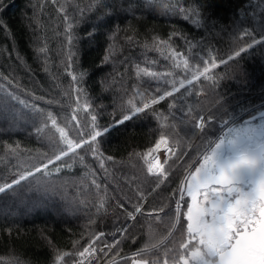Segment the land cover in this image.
I'll return each mask as SVG.
<instances>
[{
	"label": "trees",
	"instance_id": "obj_1",
	"mask_svg": "<svg viewBox=\"0 0 264 264\" xmlns=\"http://www.w3.org/2000/svg\"><path fill=\"white\" fill-rule=\"evenodd\" d=\"M92 2L56 0L54 4L51 0H0V20L7 25V29H0V180L10 179V172L15 170L12 166L17 164L14 158L3 156L8 144L21 146L23 155L19 164L22 169L38 163L44 153L51 154L46 139V134H51V124L49 122L48 128H43L39 135L35 133V126L41 124L44 116L32 110L33 104L42 113H53L59 126H64L75 108L72 99L75 93L71 91L70 77L65 71L67 21L58 11L60 6L70 19L76 20L73 31L79 38L75 49L78 58L72 64V70L87 71L84 88L93 101L104 105L106 111L101 123L107 125L112 121L109 113L115 109L119 114L120 98L130 93V84L133 83V90L136 87L137 65L150 71L173 72L177 80L183 78L182 69L172 68L170 59L153 50V38L167 39L173 30L182 33L198 45L195 56L199 63L198 58L209 52L218 58L225 56L237 34L245 29L257 36L264 30V0H214V13L220 27L211 31L162 15L159 8L149 13L139 7L140 0H130L137 5L135 15L129 14L127 18L121 15L116 20L118 33L110 36L113 21L107 19L101 21L100 27H95L100 23L96 19L97 13L87 11ZM88 31H93L94 37L89 38ZM172 43L181 51L186 47L179 37H174ZM109 45L113 49L111 62L100 67L99 62L108 54ZM41 47L45 49L44 53L39 52ZM213 72L217 73L214 86L212 81L201 77V81L190 88L192 95L185 94L182 99L216 114L214 132L220 128L221 118L231 116L234 121L241 117L239 122L264 108L258 107L264 104V46H255L240 58L239 66L234 63L221 65ZM105 85L107 90L102 91ZM9 93L19 99H11ZM19 100L25 101L27 107ZM83 102L82 97L80 103ZM155 107L168 114L167 101ZM78 115L83 121L84 112L80 111ZM179 119L177 113V121ZM190 128V125L178 124L176 130L186 140L184 134ZM159 131L157 121L151 117L112 128L100 143L101 150L114 157V163L109 162L106 178L100 172L93 173L98 166L88 156V168L73 163L71 168L50 175L51 184L57 187L54 194L42 195L34 190V185L25 184L18 186L17 192L0 195V264H52L53 248L72 252L86 246L89 237L101 230L108 233L110 241L113 214L109 212L104 216L98 212L99 203L103 199L107 208L117 194L113 189L119 192L122 188L121 181L148 190L152 178L145 179L146 166L142 157L154 147ZM201 144L198 136L192 138L194 148ZM196 155L194 150L189 151L183 160L195 167L198 163ZM93 175L103 191L92 184ZM182 179V170L173 167L167 181L161 182L147 196L146 210L162 205L164 211L154 212L151 216L146 211L144 216H138L135 227L129 230L136 242H121L117 255L128 258L115 264H130L131 256L145 244H159L160 250L156 253H162L166 247L162 242L175 227L170 215L175 207V197L171 193ZM41 199L47 202L45 207L35 210L27 207ZM119 222L123 223V218ZM65 259L71 264V257Z\"/></svg>",
	"mask_w": 264,
	"mask_h": 264
},
{
	"label": "snow or ice",
	"instance_id": "obj_2",
	"mask_svg": "<svg viewBox=\"0 0 264 264\" xmlns=\"http://www.w3.org/2000/svg\"><path fill=\"white\" fill-rule=\"evenodd\" d=\"M51 2L55 4L56 0ZM136 7L130 0H93L87 11L97 13L98 22L111 19L113 31L109 35L114 36L119 31L116 20L121 15L125 18L129 14L135 15ZM139 7L149 13H154L159 8L162 15L192 23L198 29L211 31L220 27L214 13V0H140ZM58 11L62 14V19L67 21L65 33L68 54L65 71L70 77L71 91L75 93L72 97L75 108L65 120L64 126H59L53 113H42L35 104L32 105V110L37 115L44 116L41 124L35 126V133L39 135L43 128H48L49 122L51 124V134H46L51 154L44 153L38 163L22 169L19 164L23 155L21 146L8 144L3 156L5 159L14 158L17 164L12 166L15 170L10 172V179L0 180V195L17 192L18 186L25 184L34 185V190L42 195L54 194L57 187L51 184L50 175L71 168L73 163L88 168V156L91 157L92 163L98 166L92 170L93 173L100 172L106 178L109 162L114 163V157L105 154L100 148V143L101 138L112 128L151 117L157 121L161 131L154 147H150L142 157L143 165L146 166L145 179L152 178L148 190L144 191L138 185L133 186L127 181H121L120 191L113 189L117 194L112 203L107 208L103 199L99 203L98 212H102L104 216L109 212L113 214L111 240L107 239L108 233L101 230L89 237L86 246L75 248L72 252L53 248L52 264H69L66 257L72 258L71 264H115L111 261V256L118 254L121 242H136L129 230L135 227L138 216H144L146 211L149 216L154 212L164 211L162 205L158 209L149 210H146L144 205L147 203V196L158 188L161 182L167 181L173 167H178L183 174V179L171 193L175 197V207L170 213L173 227L180 225V238L171 249H165L163 255H156L160 250L159 244L143 245L134 254L131 264H264V124L257 128L248 121L246 126L233 127L229 116L228 119L221 118L220 128L214 132L216 114L205 112L195 103L187 104L182 99L185 94L192 95L190 88H194L195 82L201 81V77L212 81L214 86L217 73L213 72V69L221 65L231 66L233 63L239 66L240 58L255 46H264V30L257 36L245 29L237 34L225 56L218 58L209 52L206 56L198 58L199 63L196 62L195 56L198 45L182 33L173 30L167 39L153 38V50L170 59L172 68L182 69L183 78L177 80L173 72L160 73L147 68L140 69L137 65V76L143 73L150 77L151 81H138L130 95L126 93L122 96L118 105L119 114H116L115 109L109 113L112 121L107 125L101 123L106 111L104 105L93 101L84 88L87 71L72 70V64L78 58L75 49L79 38L73 31L76 20L69 18L63 6H60ZM100 26L101 23H98L95 27ZM0 29H7L2 20ZM94 35L93 31L87 32L89 38ZM174 37L184 41L186 47L183 51L173 45ZM129 39L131 40V37ZM39 52L44 53L45 49L41 47ZM189 53L193 55L190 56ZM112 55L113 49L109 45L108 54L101 58L99 66L110 63ZM161 76L172 78L158 79ZM101 83L104 84L103 81ZM182 89L184 91H181ZM104 90H107L106 85L102 88V91ZM8 95L11 99H19L12 93ZM82 97L83 104L80 103ZM162 101H167V115L155 107ZM19 103L27 107L25 101L19 100ZM80 111L85 114L83 121L78 115ZM177 113L180 114L178 121ZM260 119L264 120V114ZM178 124L191 126L190 131L184 134L186 140L176 130ZM197 136L202 144L199 148H194L192 138ZM162 147L166 154L163 164L154 155ZM193 150L197 153L195 161H198L195 167L183 160V157ZM169 160L171 164H168ZM249 175L254 177L250 184L246 180ZM92 184L97 189L104 190L97 183L95 175ZM124 188L128 191L124 192ZM185 197L188 198L186 211L182 203ZM46 205L47 202L41 199L27 207L35 210ZM181 215L186 221L185 224L180 223ZM121 218L123 223L119 222Z\"/></svg>",
	"mask_w": 264,
	"mask_h": 264
},
{
	"label": "flooded vegetation",
	"instance_id": "obj_3",
	"mask_svg": "<svg viewBox=\"0 0 264 264\" xmlns=\"http://www.w3.org/2000/svg\"><path fill=\"white\" fill-rule=\"evenodd\" d=\"M262 114H264V110H262L258 115L254 116V117H251L249 120L244 121L241 124L237 125L236 127L246 126V122L251 121L252 122V126L258 128L261 124H264V120L260 119ZM253 178L254 177L249 175L248 177H246V180L250 184ZM245 186H247V184ZM182 203L184 204V210L186 211L188 198L185 197V201L182 202ZM180 223L181 224H185L186 223V221L183 218V215H181ZM179 229H180V225H176L175 228L172 230L171 234L162 242V244H166V247L162 250V253L160 255H163V251L165 249L171 248L177 242V240L180 238L179 237ZM156 255H158V254L156 253ZM136 258H138V257H136Z\"/></svg>",
	"mask_w": 264,
	"mask_h": 264
},
{
	"label": "bare ground",
	"instance_id": "obj_4",
	"mask_svg": "<svg viewBox=\"0 0 264 264\" xmlns=\"http://www.w3.org/2000/svg\"><path fill=\"white\" fill-rule=\"evenodd\" d=\"M263 106H264V104L259 105L258 107H263ZM262 110H264V108L261 109V110H259V111H258L257 113H255L254 115H250L249 117H247V118H245V119H243V120H241V121H239V122H237V121H238L241 117L237 118L236 120H234V121L232 122L231 126L236 127L237 125L241 124L242 122L249 120L251 117H254V116L258 115ZM244 115H245V114H244ZM242 116H243V115H242ZM236 122H237V123H236ZM224 130L226 131V129H224ZM160 156L166 159V154H165V152H161V153H160ZM193 167H194V166H193Z\"/></svg>",
	"mask_w": 264,
	"mask_h": 264
},
{
	"label": "rangeland",
	"instance_id": "obj_5",
	"mask_svg": "<svg viewBox=\"0 0 264 264\" xmlns=\"http://www.w3.org/2000/svg\"><path fill=\"white\" fill-rule=\"evenodd\" d=\"M100 23H101V21H100ZM137 71H138V69H137ZM152 71H154V70H152ZM160 73H165V72H161V71H159ZM132 74H133V67H132ZM139 79H138V81H140V82H143V81H151V78L150 77H147V76H145L143 73H141V75L138 77ZM161 79V78H160ZM163 79H165V78H162L161 80H163ZM167 79H169V80H171V77H167ZM138 81L135 83V85L138 83ZM131 86H130V93H129V95L131 94V92L133 91V83L132 84H130ZM167 86H169L170 87V85H167ZM135 89V88H134ZM164 150V149H163ZM165 151V150H164ZM159 152H157V154H158ZM156 154V153H155Z\"/></svg>",
	"mask_w": 264,
	"mask_h": 264
},
{
	"label": "built area",
	"instance_id": "obj_6",
	"mask_svg": "<svg viewBox=\"0 0 264 264\" xmlns=\"http://www.w3.org/2000/svg\"><path fill=\"white\" fill-rule=\"evenodd\" d=\"M111 253H109V255H110ZM110 264H111V262H110Z\"/></svg>",
	"mask_w": 264,
	"mask_h": 264
}]
</instances>
